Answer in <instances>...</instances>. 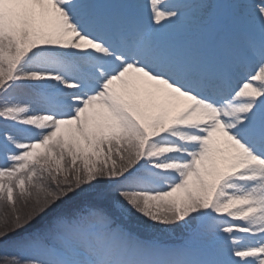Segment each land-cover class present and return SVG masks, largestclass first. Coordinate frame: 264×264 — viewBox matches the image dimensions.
<instances>
[{
	"label": "snow or ice",
	"instance_id": "snow-or-ice-1",
	"mask_svg": "<svg viewBox=\"0 0 264 264\" xmlns=\"http://www.w3.org/2000/svg\"><path fill=\"white\" fill-rule=\"evenodd\" d=\"M0 250L264 264V0H0Z\"/></svg>",
	"mask_w": 264,
	"mask_h": 264
}]
</instances>
